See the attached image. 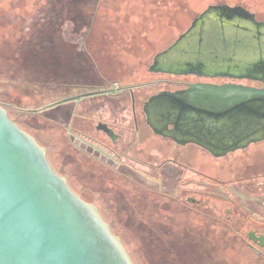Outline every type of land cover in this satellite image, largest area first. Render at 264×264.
<instances>
[{"label":"rangeland","instance_id":"374dc122","mask_svg":"<svg viewBox=\"0 0 264 264\" xmlns=\"http://www.w3.org/2000/svg\"><path fill=\"white\" fill-rule=\"evenodd\" d=\"M13 1L0 0L4 19L0 22V105L49 150L55 171L98 209L133 263L264 264V252L257 255L245 235L248 229H264V188L259 187L263 180H236L264 173V143L222 160L182 151L177 158L186 164L184 168L162 163L167 157L164 152L175 150H163L150 136L137 142L131 139L132 148L126 151L107 145H94L88 151L71 144L67 132L74 133L72 129L48 117L62 106L46 105L74 90L60 87L62 51L47 49L41 42L46 31L62 28L61 4L66 0ZM237 1L99 0L97 5L89 0L95 3L92 16L80 26L84 56L106 86L113 81L148 80L152 74L147 66L153 56L172 43L196 15L211 4ZM249 5L260 8L258 2ZM162 88L166 84L144 89ZM74 137L82 140L76 133ZM129 138L131 134L125 141ZM136 158H150L151 164ZM205 175L225 183L210 182ZM187 196L203 201L191 205L185 203ZM226 209L231 220L226 218ZM242 222L245 228H240Z\"/></svg>","mask_w":264,"mask_h":264},{"label":"flooded vegetation","instance_id":"af4514ba","mask_svg":"<svg viewBox=\"0 0 264 264\" xmlns=\"http://www.w3.org/2000/svg\"><path fill=\"white\" fill-rule=\"evenodd\" d=\"M94 2L99 5V0ZM257 2L260 11L251 7L246 1L229 6H242L254 15L258 24H251L243 16L229 18V12L220 8L221 5L226 4H211L196 15L172 43L153 56L151 63L147 66V70L152 74L151 78L123 84L113 81L106 86L104 81L96 75L95 68L86 60L83 52L84 31L80 29V26L90 21L92 16L90 9L95 6V3H90L89 0H66L61 4L62 28L46 31L41 42L43 43L42 40H44L43 46L47 49L54 48L63 53L59 68L62 75H60V87L74 90L63 99L79 97L57 106L46 107L62 106L59 112L56 111L48 117L61 122L63 126L70 127L74 133L80 135L82 140H75L74 133L67 132L71 144L88 151H91L94 145L100 147L107 145L106 147L109 146L108 148L111 149L119 147L126 151L132 148L131 139L137 142L142 136H150L158 141L159 147L163 150L165 147L175 150L168 152L170 154L163 151L167 157L162 160V163L172 164L178 168L186 166L177 158L182 151L186 153L188 150H193L210 160H222L229 154L236 152L243 154L252 147L258 148L264 143V118L253 116L252 120L248 118V121H245L242 119L243 116L231 119L194 117L190 118L188 126L183 128L179 126L181 122L178 119L176 123L168 122L161 105L155 103L156 96L162 91L181 90L197 82L264 87V69H258L264 63V0ZM85 7L86 11L83 10ZM1 18L3 19L0 14V22H3L4 19L1 20ZM66 22H72L71 26ZM203 47L208 53L207 65L204 64V66L200 60L192 58L193 54L204 49ZM168 49L172 50L174 64H183L184 69L195 70L199 74L181 71L166 72L165 69H169V65L164 60L158 62L155 58ZM186 51L190 54L188 59L183 54ZM239 51H248L253 57L238 58L236 54ZM50 64L54 65L52 61ZM186 64L190 65L185 66ZM163 83L167 88L154 92L150 90L147 92L144 89L148 87L154 89ZM74 102L77 104H73ZM245 122L250 125H246ZM253 122L254 125H251ZM90 131L95 132L97 136L92 135ZM130 134L132 138L125 141ZM46 152L49 161V150L46 149ZM149 159L136 158L135 160L143 164H151ZM205 177L218 185L225 183V180L215 176L205 175ZM259 178L263 180L259 182V187L264 188V173L246 174L245 177H239L236 180L241 182ZM202 201L201 198L192 196L185 198V203L191 205ZM229 211V209L225 210L226 218L231 220ZM240 225V228H245L243 222ZM248 231H253L256 235L264 234V229L252 228ZM247 232L245 235L248 245L257 255H261L264 247H259L252 242L247 237Z\"/></svg>","mask_w":264,"mask_h":264},{"label":"water","instance_id":"95a60500","mask_svg":"<svg viewBox=\"0 0 264 264\" xmlns=\"http://www.w3.org/2000/svg\"><path fill=\"white\" fill-rule=\"evenodd\" d=\"M220 8L229 12V18L243 16L251 24H258L254 15L242 6L221 5ZM203 48L192 58L204 66L208 53ZM183 54L186 59L190 58L187 51ZM236 55L253 57L248 51H239ZM172 59L171 49L155 58L169 65L166 72L199 74L184 69L183 64H174ZM260 67L263 70L264 63ZM78 97L54 101L46 107ZM155 103L161 105L168 122L176 123L178 119L183 128L194 117L263 119L264 87L197 82L181 90L162 91ZM247 237L264 247V234L248 231ZM0 264H134L98 209L72 190L67 179L48 161L46 148L13 121L1 105Z\"/></svg>","mask_w":264,"mask_h":264},{"label":"crops","instance_id":"0c3cea01","mask_svg":"<svg viewBox=\"0 0 264 264\" xmlns=\"http://www.w3.org/2000/svg\"><path fill=\"white\" fill-rule=\"evenodd\" d=\"M242 1H246L247 4H250V3L254 4V3H256V2L259 1V0H238L236 3H238V2H242ZM252 1H253V2H252Z\"/></svg>","mask_w":264,"mask_h":264},{"label":"trees","instance_id":"16d2710c","mask_svg":"<svg viewBox=\"0 0 264 264\" xmlns=\"http://www.w3.org/2000/svg\"><path fill=\"white\" fill-rule=\"evenodd\" d=\"M51 164V163H50ZM52 165V164H51ZM53 167V166H52ZM54 168V167H53ZM55 170V169H54ZM112 229V228H111Z\"/></svg>","mask_w":264,"mask_h":264}]
</instances>
